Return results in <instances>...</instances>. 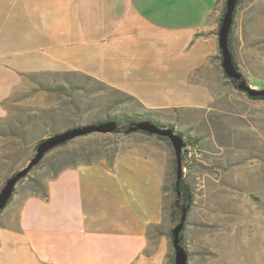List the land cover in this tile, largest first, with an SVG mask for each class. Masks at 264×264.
<instances>
[{
	"label": "crops",
	"instance_id": "1",
	"mask_svg": "<svg viewBox=\"0 0 264 264\" xmlns=\"http://www.w3.org/2000/svg\"><path fill=\"white\" fill-rule=\"evenodd\" d=\"M225 4L0 0V118L6 99L36 73H80L150 109L210 105ZM120 161L57 175L46 165L17 185L0 212V264H167V236L150 231L162 222L163 180L148 203L122 183Z\"/></svg>",
	"mask_w": 264,
	"mask_h": 264
},
{
	"label": "rangeland",
	"instance_id": "2",
	"mask_svg": "<svg viewBox=\"0 0 264 264\" xmlns=\"http://www.w3.org/2000/svg\"><path fill=\"white\" fill-rule=\"evenodd\" d=\"M233 39L248 84L264 89L255 84L264 83V0H241ZM208 80L212 103L179 110L147 108L133 96L80 73L26 76L6 103L8 115L0 118L3 186L35 155L41 139L110 120L128 127L127 117L149 114L145 120L175 128L193 145L191 154L183 156V181L193 194L190 203L183 194L177 204V192L171 189L176 183L175 151L155 135L93 133L57 148L49 160L61 156L68 163L109 167L121 160L116 164L120 180L134 192L140 190L148 203L163 180L162 222L150 231L167 236V264L175 252L170 232L186 204L183 246L189 264H264V100H252L226 79L220 59ZM49 160L33 168L29 177Z\"/></svg>",
	"mask_w": 264,
	"mask_h": 264
},
{
	"label": "water",
	"instance_id": "3",
	"mask_svg": "<svg viewBox=\"0 0 264 264\" xmlns=\"http://www.w3.org/2000/svg\"><path fill=\"white\" fill-rule=\"evenodd\" d=\"M239 0H226V8L221 20L218 45L222 56V68L228 77L236 82L239 90L245 92L249 97H264V89H255L248 84L245 75L235 65L234 56L230 48L229 40L230 33L234 25V13ZM136 131L145 132L150 135L167 138L175 151L176 157V192L177 204L183 195L181 184L183 180V151L186 147L183 136L176 132L173 127H163L150 120L133 122L128 127H121L117 121L110 120L97 124H89L86 126L68 129L57 133L47 139L42 140L36 147L35 155L29 162L17 171L13 176L6 180L5 185L0 190V212L6 208L10 202L18 183L27 177L30 172L36 167L43 157L51 150L59 147L63 143L74 140L78 137L87 136L93 133H116ZM189 204L182 208V216L180 222L173 228V246H174V262L175 264H189V255L183 246V232L187 218Z\"/></svg>",
	"mask_w": 264,
	"mask_h": 264
},
{
	"label": "trees",
	"instance_id": "4",
	"mask_svg": "<svg viewBox=\"0 0 264 264\" xmlns=\"http://www.w3.org/2000/svg\"><path fill=\"white\" fill-rule=\"evenodd\" d=\"M241 2V0H239V3ZM226 5V4H225ZM224 5V9H223V12H222V15H221V17H220V19H219V26H218V31H217V34H219V30H220V25H221V20H222V17H223V15H224V12H225V8H226V6ZM237 8H236V10H235V13H234V24H235V19H236V14H237ZM233 37H234V25H233V28H232V30H231V33H230V40H229V44H230V48H231V50H232V53H233V56H234V62H235V65L238 67V64H237V60H236V51H235V47H234V44H233ZM221 53V51H219V54ZM217 59H220V61H222V56H221V54L220 55H218V57H217ZM239 68V67H238ZM36 74H41V73H36ZM33 75H35V74H32V75H28V76H33ZM223 75H224V77L226 78V79H228L237 89H238V87H237V85H236V82L234 81V80H232V79H230L229 77H228V75L225 73V71L223 70ZM92 78V77H91ZM94 79V78H93ZM255 84L256 85H258V86H260V87H262L263 85H264V83H262V82H260V81H255ZM14 95V94H13ZM13 95L11 96V97H9L8 99H6V103L8 102V101H11L13 98ZM252 100H264V97H262V96H257V97H250ZM149 114H144V115H138V116H136V117H127V122L129 123V125L131 124V123H133V122H137V121H143V120H145V118H147V116H148ZM136 132H141V131H136ZM142 133H145V132H142ZM147 134V133H146ZM150 135V134H149ZM158 138H160V139H163V140H166V141H168L169 142V144L171 145V143H170V141L167 139V138H164V137H160V136H157ZM43 139H41L39 142H38V144L42 141ZM70 142V141H69ZM37 144V145H38ZM68 144V142H66V143H63L62 145H60L59 147H57V148H60V147H62V146H65V145H67ZM185 144H186V147L187 146H193V145H191V142H189V141H187V140H185ZM57 148H55V149H53V150H51L50 152H48L44 157H43V159L39 162V164L37 165V166H39V165H41L43 162H45L46 160H49V154L51 153V152H53L54 150H56ZM187 153H188V151H187V149H184V151H183V156L185 157L186 155H187ZM50 162H49V164L48 165H50V166H52V167H54V174L55 175H57L58 174V172H60L63 168H66V167H69V166H78V165H80V162H78V161H73V162H71V163H68V162H66L65 161V159L64 158H62L61 156L59 157V158H54V159H50L49 160ZM176 164V162H175V159H174V170H175V165ZM36 166V167H37ZM35 168V167H34ZM30 175V174H29ZM29 175H27V177H29ZM26 177V178H27ZM23 180V179H22ZM21 180V181H22ZM165 187H164V191H165ZM171 189H172V191H173V193H175L176 192V183L175 182H173L172 184H171ZM181 189H182V191H183V194H184V199L187 201V203H190V202H192V200H193V194H192V190H191V188H190V186L187 184V183H185L183 180H182V184H181ZM12 199V198H11ZM171 207L173 208L174 207V202L173 203H171ZM164 208H165V206H164ZM170 237H171V240H172V242H173V236H172V230H171V232H170ZM169 264H175L174 263V255L172 254V255H170V262H169Z\"/></svg>",
	"mask_w": 264,
	"mask_h": 264
},
{
	"label": "built area",
	"instance_id": "5",
	"mask_svg": "<svg viewBox=\"0 0 264 264\" xmlns=\"http://www.w3.org/2000/svg\"><path fill=\"white\" fill-rule=\"evenodd\" d=\"M185 149H187V151H188L187 154H188V155L191 154L192 146H187V147H185Z\"/></svg>",
	"mask_w": 264,
	"mask_h": 264
},
{
	"label": "flooded vegetation",
	"instance_id": "6",
	"mask_svg": "<svg viewBox=\"0 0 264 264\" xmlns=\"http://www.w3.org/2000/svg\"><path fill=\"white\" fill-rule=\"evenodd\" d=\"M240 3H241V2H240ZM240 3H239V1H238L237 7H236L237 9L239 8Z\"/></svg>",
	"mask_w": 264,
	"mask_h": 264
},
{
	"label": "bare ground",
	"instance_id": "7",
	"mask_svg": "<svg viewBox=\"0 0 264 264\" xmlns=\"http://www.w3.org/2000/svg\"><path fill=\"white\" fill-rule=\"evenodd\" d=\"M255 89H257V88H255Z\"/></svg>",
	"mask_w": 264,
	"mask_h": 264
}]
</instances>
